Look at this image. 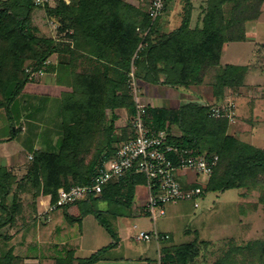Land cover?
I'll return each mask as SVG.
<instances>
[{
    "label": "trees",
    "instance_id": "16d2710c",
    "mask_svg": "<svg viewBox=\"0 0 264 264\" xmlns=\"http://www.w3.org/2000/svg\"><path fill=\"white\" fill-rule=\"evenodd\" d=\"M172 1L165 0L166 10ZM263 4L264 0H207L201 25L192 28L191 13L187 11L182 25L165 33L162 16L152 22L148 11L131 0H71L70 4L60 0L54 8L45 7V12L48 20L58 23L59 32L65 34L66 40L61 42L57 40L60 38L42 34L33 24L37 10L33 0H0V109L7 112L8 119L13 118L15 105L30 82L24 68L27 62L38 70L56 53L64 52L71 56L74 72L73 91L63 94L60 123L53 129L60 136L57 144L34 151V159L19 182L15 171L0 165V211L6 214L0 215V264H12V255L1 256L4 227L14 224L17 216L23 222L33 221L35 216L30 210L39 196L49 195L53 203L60 189L89 183L130 138L128 125H117V111L125 109L131 116L135 114L129 83L132 63L139 81L171 87L202 85L207 74L216 69L211 85L214 94L221 97L226 89L245 85L248 69L221 66L223 48L228 43L247 40L246 24L261 16ZM143 32H147L146 37ZM70 39L77 49L80 39L92 43L93 50L88 52L96 58L88 60V67L87 55H78ZM142 39H146L147 46L133 59ZM81 58L83 70L78 73ZM159 64L163 67L159 68ZM38 98L42 102L50 100L36 97L33 107ZM210 113V106L198 102L185 103L174 111L148 106L145 123L151 129L167 131L170 144L219 155L206 194L264 187V149L230 135L228 118H213ZM13 126L11 138H16L19 131H13ZM128 184L133 190L146 184V177L131 172L109 183L99 197L86 200L129 201L132 190L128 191ZM24 193L31 200L22 198ZM11 194L12 205L8 203ZM23 200L27 211L22 209ZM244 248L264 253V241ZM103 251L83 259L70 252L58 264H93L101 259ZM198 254L197 242L177 247L175 259L169 258V264H189Z\"/></svg>",
    "mask_w": 264,
    "mask_h": 264
},
{
    "label": "crops",
    "instance_id": "0c3cea01",
    "mask_svg": "<svg viewBox=\"0 0 264 264\" xmlns=\"http://www.w3.org/2000/svg\"><path fill=\"white\" fill-rule=\"evenodd\" d=\"M131 1L135 3L138 2V0ZM172 25L174 24L171 20L166 21L163 24V30H165L166 33H170L174 29H170ZM58 40L63 42V40L65 41L66 39ZM246 41L236 43H246ZM78 43V49L77 47L74 48L75 43L74 41H72V39H70L71 47L72 49H77L76 51L78 55H87L86 63L88 67V60L96 58L94 55L88 52L89 50H93V45L92 43H88L85 39H80ZM228 44H226L224 47H226ZM223 51L221 54L220 65L223 56ZM225 65L235 64L226 63L221 66ZM158 67L162 68L163 64H159ZM135 69L136 65L132 63L129 74H131L133 71L136 75V71H134ZM82 70L83 59L81 58L78 61L77 72L79 73ZM211 72H209V74ZM209 74H207V76ZM73 77L74 72L73 67L71 65V56L67 53L59 52L56 53L53 59H50L49 63L45 66L44 75H35V77L30 80V82L26 85L23 95L20 99V106L22 107V110L18 109L17 112L14 111L13 118L11 120L9 119L10 123L8 124L10 125H8V127L11 128V126L14 125L13 131L18 130L19 133L28 132L33 129L35 142L34 151L41 148H52V146L57 144V141L60 136L56 135V132H54L52 128L49 130L50 138L40 144L41 134L45 133L46 130L45 128H43L44 126L42 127V125L40 124L39 117H36L34 115V112L32 110V108H34L32 103L33 100L36 101V97H48L49 99H51V102L55 100H61L64 93L73 91ZM205 83L206 80L203 84ZM203 84L198 89L197 86H191L190 88L180 86L171 87L164 84H153L139 81V85L142 90L144 92L148 91V95L145 94L147 95L146 97L149 98L150 104L148 103V106H151L153 108H167L169 110L174 111L178 109L181 105L188 102H198L202 105L208 106L214 104H217L218 106H223L229 102H232L235 105V113L233 112V115H235L234 124H238L236 120L238 118V115L243 120H247L249 118L246 117L247 112L243 110V108L242 110H240V108L238 109V107H246L247 105H250V98H255L259 96L255 93V88H250L247 85H244L237 89H226L223 96L217 97L214 92L208 93V91H205L203 89ZM25 108H29V110H26ZM126 113L128 114V111L125 109H119V111L117 112V114L119 115V118L117 120V125L119 128L125 126V124H120V120L122 119L121 116H126L123 115ZM41 121H43V118L41 119ZM54 123L56 124L52 127H56L60 123V119H58L57 122ZM229 123H231L230 120ZM119 132L120 129L117 131V133ZM11 135L12 131L10 129L5 136L0 138V145L8 143L11 140L18 138V135L16 136V138H11ZM22 153L23 152L19 154L15 152H9L3 154V152H0V165L5 166L9 170L15 172L24 169L25 161L29 159V155H33V153H28L26 158L22 155ZM194 179L195 175L191 171H177V180L180 182L183 188L191 187ZM127 189L128 191L132 190L130 184L127 185ZM225 192L218 193L215 195H222ZM148 194L149 191L146 185L140 184L137 185L131 191V198L128 197V199L130 198L129 201H126L125 198L123 201L119 202H112L109 200L100 199L79 200L78 202L81 203L92 200L101 201L102 203H106L109 201L113 205L110 208H104L105 210L96 209L95 207L85 209V213L89 215L93 214L96 216V218L98 219L97 226L99 227H95L94 225H92L91 229L88 232L79 230L76 236H73L72 233L70 234L71 237H74V247H72L71 249L75 258H89L96 252L104 250L102 252L101 259L93 264H169V258L175 259V248L197 242L199 254L194 258L193 261H190L189 264H219L218 259L215 260V255H213V252L215 251L216 247L215 241L217 240V238H204L198 229H192L184 225L183 221L186 220L185 217L188 216V214H180L178 212H174L175 208L173 206L175 205L169 206V214H167L166 216L159 218L154 222L148 219L144 213ZM206 195L203 199L204 202L207 199ZM51 203L52 199L49 195L39 196L35 200V206L31 210V212H33V216H35V219H33V221L23 222L22 220H20V216H17L14 224H9L1 230L4 236L1 240L2 257L12 255V264H21L22 261H24L23 264H31L30 259L21 258V253L23 252L19 251H25L29 244L28 239L24 235L25 232H27L26 230L28 229V227L35 225L37 228H39L40 224L41 226H43L44 230H46L47 228L49 229L48 237H53V232L55 231L56 233L60 230L58 229L56 231V225H59V220H62L63 215L55 214L52 217V213H55V211H57L58 209L52 212H48L47 209ZM70 206L71 205L64 207L69 220L75 221L80 219L81 216L72 215L71 213H69L68 209L70 208ZM208 207H212V205L209 204ZM22 209L24 211L28 210V206L24 200ZM92 211L95 212L93 213ZM96 212L100 215L96 214ZM101 213H108L113 221L111 222V219L101 221ZM130 219H133L134 221L131 222ZM115 224L118 225H116L117 231H115L113 228ZM43 228L37 229L39 234ZM140 230H145L149 232L154 231L160 233L161 235L168 234L170 235V238L159 241L153 240L150 242H137L134 239V236ZM4 243H6V246L3 248ZM46 264H58V260H50Z\"/></svg>",
    "mask_w": 264,
    "mask_h": 264
},
{
    "label": "rangeland",
    "instance_id": "374dc122",
    "mask_svg": "<svg viewBox=\"0 0 264 264\" xmlns=\"http://www.w3.org/2000/svg\"><path fill=\"white\" fill-rule=\"evenodd\" d=\"M59 1L60 0H54V6L50 8L56 7ZM64 1H66L67 4L71 2L70 0ZM206 1L207 0H173L167 12L165 11L160 20L162 26L166 21L171 20L174 25H172L170 29L174 28L173 30H176L182 25L183 19L188 13L187 11L191 13V27L195 28L201 25ZM136 3L145 11H148L151 0H138ZM33 24L40 28L42 34L66 39V37H64L65 34L59 32V24L48 20L45 6H37V10L33 14ZM163 31L165 32V30ZM246 37L248 40L246 43H229L224 47L221 65L230 63L247 67L245 85L250 88H255V93L259 96L250 98V105L238 107L240 110L243 108V110L247 112L246 117L249 118L243 120L238 115L236 119L238 124H234L235 115H233V121L230 123L232 126L229 125L230 130L228 129V133L230 135H236L241 141L247 142L257 148L264 149V4L261 16L257 20L250 21L246 24ZM53 57L54 56H52L51 59H53ZM49 61L50 59L44 63V68ZM31 65V62H27L24 68L26 69ZM134 71H136V69ZM215 71L216 69L212 70L213 73L210 71L212 74L210 73L206 77V83L203 84V89L208 91V93L213 92L211 84L214 82ZM129 77L131 94L134 100L135 96H137L146 105H148V103L150 104L149 98L146 97L148 91L144 92L142 90L136 75L134 74L131 76L129 74ZM199 87H201V85L197 86L198 89ZM135 88L136 91H134ZM49 101H51V99ZM49 101L42 102V100L38 98L37 102L34 104V108H32L35 116L39 117L40 124L42 127L44 126L43 128L46 130L45 133L41 134L40 144L48 140L50 136L49 130L52 128L54 129L52 126L56 124L54 122H57L61 112V100ZM20 103L21 100L15 105L16 112L18 109L22 110ZM216 105L217 104L210 105V107ZM41 107H43L42 110ZM25 109L29 110V108ZM123 115L126 116H121L122 119L120 120V124L128 125L129 130V119L131 115L129 113ZM108 116L111 117L110 112ZM42 118L43 121H41ZM8 123H10V120L8 119L7 112L4 109H0V138L5 136L10 130V127H8L10 124ZM34 147V132L33 129H31L28 132L19 133L18 138L0 145V152H3V154L9 152L19 154L23 152L22 155L26 158L28 153L34 152ZM32 161L33 160L27 159L24 169L16 171L18 182L25 176L26 169H28ZM202 179L205 180L203 177ZM16 184L14 187L17 186ZM13 192H16V190ZM215 194L218 193H207V199L205 202L203 201L204 198L202 199L200 208H195L192 201L169 204L166 206L167 214H169V206L175 205L173 206L175 208L174 212L188 214V216L185 217L186 220L183 219L184 225L192 229H198L204 238H217L213 255H215V260L218 259V262H221V264H264V253H261L257 248L253 251L244 248L250 246L252 243H262V241H264V187L258 186L251 189H232L226 191L222 195ZM12 197L13 194L8 197L10 205H12ZM30 197L28 193L22 194V198L25 200H31ZM209 204L212 205V207H208ZM112 205L113 204L109 201L102 203L101 201L93 200L71 204L68 209L69 213L81 216L80 219L75 221L69 220L65 208L58 209L55 213H52V217L55 214L63 215L62 220H59V225L64 227L56 225V231L58 229L60 230L56 233L54 231L53 237H48L49 229L47 228L44 230L43 226L40 224L39 228L35 225L28 227L24 235L28 239L29 244L25 251L19 250L23 252L21 253V258L30 259L31 264H46L50 260H65L70 252H73L71 248L74 247V237L70 236L71 233L73 236H76L79 230L88 232L92 225L99 227L97 226L98 219L96 216L85 213V209L95 207L96 209L105 210ZM0 215L6 217V214L1 211ZM110 219L111 216L108 213H101V221ZM112 221L111 219V222ZM130 221L133 222L134 220L130 219ZM116 225L117 224L113 227L115 231H117L116 229L118 226ZM40 228L43 229L39 234L37 229ZM5 246L6 243H4L3 248ZM23 262L24 261H22L21 264H23Z\"/></svg>",
    "mask_w": 264,
    "mask_h": 264
},
{
    "label": "built area",
    "instance_id": "2783aa9c",
    "mask_svg": "<svg viewBox=\"0 0 264 264\" xmlns=\"http://www.w3.org/2000/svg\"><path fill=\"white\" fill-rule=\"evenodd\" d=\"M54 0H33L35 6L53 7ZM166 11L165 0H151L148 14L152 22L163 16ZM146 37L147 32L142 33ZM147 46L146 39H142L134 59L140 50ZM44 66L34 70L32 66L26 68L30 80L35 75H44ZM134 75V72L130 74ZM136 91V88L135 90ZM136 111L129 119L131 136L118 148L115 156L105 162L89 183L72 186L70 189H60L57 200L51 203L48 212L64 208L79 200L90 196L99 197L104 188L113 181L125 177L133 172L146 177V187L149 194L145 205V216L152 222L166 216V206L182 201H192L195 208H199L206 195L209 179L215 173L219 164L218 154L196 153L191 148L180 147L167 142V131L151 129L145 123L147 106L139 97L135 96ZM235 105L229 102L223 106L211 107V117L228 118L233 120ZM33 160L34 156L29 155ZM187 170L195 175L193 184L183 188L177 180V171ZM205 178V180L202 179ZM170 235L158 232L140 230L134 236L137 242L166 240Z\"/></svg>",
    "mask_w": 264,
    "mask_h": 264
}]
</instances>
